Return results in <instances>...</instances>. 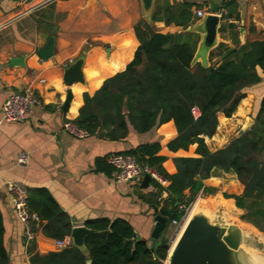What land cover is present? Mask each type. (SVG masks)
Instances as JSON below:
<instances>
[{
  "label": "trees",
  "instance_id": "trees-1",
  "mask_svg": "<svg viewBox=\"0 0 264 264\" xmlns=\"http://www.w3.org/2000/svg\"><path fill=\"white\" fill-rule=\"evenodd\" d=\"M191 7L192 4L183 2L166 17L160 16L156 9L152 23L164 21L166 25L173 23L184 30L193 24ZM236 8L235 0L221 2V20L229 19ZM226 28L231 30L235 25L228 24ZM133 29L139 44L133 59L124 65L130 49L120 60L104 64L109 71L95 74L97 87L103 79L111 77L105 79L93 95L83 94V105L74 122L90 136L122 141L129 127L144 134L172 121L176 137L167 143L168 150L186 151L196 145V157L173 159L174 174L169 175L164 170L165 158L157 156L160 145L156 142L140 144L121 153L135 157L139 164L153 168L167 181L168 185L162 187L152 180L155 193L144 199L150 206L170 212L172 217L153 250L122 219L89 221L85 227L95 233L84 239L86 257L73 245L56 247L58 240L71 234L69 217L47 191L27 190L28 211L37 216L32 223L33 238L26 248L30 264H86L87 260L90 264H164L170 248L166 232L173 227V221L179 222L186 215L199 194L215 193L214 188L203 184L215 171L236 176L243 186L242 193L238 196L223 194V197L233 199L235 206L243 211L241 221L264 232V95L250 130L213 152L204 141V137L210 139L215 135L219 123L226 122L220 116L218 123L219 114L231 118L237 110V117L244 115L249 103L242 100L251 98L246 97L248 88L259 84L264 77V38L248 40L235 48L220 43L215 48V53L221 57L220 64L203 68L199 63L191 65L195 52L190 44L192 33L160 34L142 18ZM224 30L225 26H220L219 32ZM249 32H255L254 26ZM213 56L210 52V61ZM85 74L89 80L87 69ZM83 90L78 84L73 86L72 93L76 96ZM193 107L199 110L197 118L191 114ZM99 163L101 161L97 165ZM0 264H8L1 213Z\"/></svg>",
  "mask_w": 264,
  "mask_h": 264
},
{
  "label": "crops",
  "instance_id": "crops-1",
  "mask_svg": "<svg viewBox=\"0 0 264 264\" xmlns=\"http://www.w3.org/2000/svg\"><path fill=\"white\" fill-rule=\"evenodd\" d=\"M42 1L0 0V213L8 264H30L26 252L29 242L25 240L23 224L17 219L12 197L6 190L9 181L21 183L26 191H47L60 210L69 217L72 229L85 226L93 220L122 219L131 226L139 239L150 244L154 207L144 197L154 194L155 189L151 181L146 187L141 186L142 180L115 183L112 179L113 169L107 158L113 154L126 153L140 144L156 142L160 145L157 156L165 158L162 166L172 175L176 171L173 159L196 157V145L190 146L186 151H169L166 145L176 137L172 121L144 134H138L129 127L128 134L122 141L94 136L76 139L62 130L66 119L75 120L78 116L83 105V94L93 95L103 81L111 77L103 79L97 87L95 74L109 71L104 68V64L120 60L130 49L129 58L124 65L133 59L139 45L133 27L142 18L140 0H56L40 5ZM211 1L154 0L152 14L159 9L160 16L166 17L169 11L186 2L192 4L190 12L193 23H196L199 20L196 11L207 13ZM235 3L236 11L229 19L220 22L225 30L218 32V44L222 43L228 48L241 46L255 38H264V0H235ZM61 7L67 10H62ZM98 10L107 19L94 30L75 31V27H69L66 23L75 12L83 11L91 15ZM129 10L135 19L130 15L125 17ZM219 14H222L221 9ZM228 24L235 25V28H226ZM152 26L160 34L185 33L181 27L173 23L166 25L164 21L152 23ZM251 26L255 28L253 33L249 32ZM51 36L54 38L53 55L41 60L37 53L44 48ZM198 41L199 36L192 33L190 44L195 50ZM212 52L214 56L211 61L208 57L209 66H217L221 57L215 53V49ZM81 55L84 56V84L74 83L70 89L72 92L73 86L81 84L84 90L76 96L72 93L68 110L64 113L60 110L67 89L63 85V75L68 65ZM11 60H21V63L11 64ZM86 69L90 75L89 80L85 74ZM26 88L33 90L40 103L32 108L25 121L5 122L1 110L7 95ZM262 90L264 92V77L259 84L248 88L246 97L251 98L242 101L248 100L249 103ZM247 110L248 108L243 117ZM220 116L226 120L224 124L219 123ZM228 120L230 119L223 114L218 115L219 125L213 136L214 140L221 141L218 133ZM245 120L246 118L240 120V124H234L235 127L240 130ZM206 140L209 138L204 137V141ZM222 147L224 146L212 152ZM19 153L27 154L26 165L16 163ZM203 184L205 187L222 189L234 196L243 191V186L232 173L215 171L214 176L204 180ZM67 242L66 246L73 245L71 238ZM83 252L88 257L86 249Z\"/></svg>",
  "mask_w": 264,
  "mask_h": 264
},
{
  "label": "water",
  "instance_id": "water-1",
  "mask_svg": "<svg viewBox=\"0 0 264 264\" xmlns=\"http://www.w3.org/2000/svg\"><path fill=\"white\" fill-rule=\"evenodd\" d=\"M140 3L142 19L152 25L154 0H140ZM220 4L221 0H212L208 12L184 29L185 33L199 36L191 61L192 66L199 63L203 68L209 67V54L218 46ZM53 51L54 38L51 36L37 55L41 60H46L53 55ZM14 63L20 64L21 60H11V64ZM83 63L84 56L81 55L75 62L70 63L64 72L62 81L67 89L65 100L60 106L64 113L67 112L72 99L71 86L74 83L84 84ZM253 123L252 118H247L235 138L250 130ZM149 181V177L145 176L141 186L146 187ZM196 202L204 204L185 219L168 250L164 264H264V232L232 216L243 214L234 201L216 194L211 199H198ZM153 211L154 226L150 235V250H153L172 217L170 212L158 207H154ZM94 233L95 231L85 226L74 227L70 234L73 246L83 252L85 237ZM86 264H90V261Z\"/></svg>",
  "mask_w": 264,
  "mask_h": 264
},
{
  "label": "built area",
  "instance_id": "built-area-1",
  "mask_svg": "<svg viewBox=\"0 0 264 264\" xmlns=\"http://www.w3.org/2000/svg\"><path fill=\"white\" fill-rule=\"evenodd\" d=\"M22 1L25 0H14ZM56 0H43L40 5L55 2ZM229 0H221L227 2ZM196 16L201 18L203 15L202 10L196 11ZM40 103L39 98L34 94L33 90L26 88L21 92L9 93L2 105V119L5 122H23L25 121L32 108ZM191 114L194 118L199 116V110L196 107L191 108ZM62 130L69 136L76 139H84L89 137V133L80 128L72 119H66L62 125ZM108 164L112 167V179L115 183H130L132 181H141L145 176H148L150 181L157 182L160 186L166 187L167 181L160 176L153 168L147 165H141L137 162L135 157L128 154H113L107 158ZM18 165H26L28 163V156L26 153H19L16 157ZM6 190L12 197L13 208L17 219L23 224L24 236L26 242H30L33 238L32 223L36 222V214L30 213L26 204V189L17 181H9L6 184ZM186 215L179 221H173L172 225L176 230H180ZM70 236L58 240L56 246L62 248L66 246Z\"/></svg>",
  "mask_w": 264,
  "mask_h": 264
},
{
  "label": "rangeland",
  "instance_id": "rangeland-1",
  "mask_svg": "<svg viewBox=\"0 0 264 264\" xmlns=\"http://www.w3.org/2000/svg\"><path fill=\"white\" fill-rule=\"evenodd\" d=\"M60 9L67 10V8H64V7H61ZM129 15H130V17L132 16V19H135V17L133 16L132 11H130V10L128 11V14L125 17H128ZM106 19H107L106 16L104 14H102L99 10L96 11L95 13L91 14V15L88 14V13H85L83 11H79L78 13L75 12L74 14H72L70 16V19L67 20L66 23L69 24V27H72V26L75 27L76 28L75 31L78 30V29L79 30H83V29L94 30L96 27H98L97 25H99L102 22H105ZM124 20H126V19L124 18ZM69 30L73 31L72 29H69ZM263 95H264V92L262 90L260 93H258V95H256L254 98L251 99V101L249 102L248 110H247V113L245 114V117H243V116L242 117H240V116L237 117L235 114H233L232 117L229 118L230 120H228V122L226 123V126L222 127L220 133H218L219 134V138L221 139L220 142L214 140V137H212L211 139L205 141V143H206V145H207V147L209 148L210 151H212L214 149H217L218 147L227 145L232 139H234L238 135L239 129L236 128L234 124H240V120H244V118H246V119L247 118H252L254 120V118L256 117V114L258 112V109H259L260 99L262 98ZM216 132H217V130H216ZM224 136H225V138H224ZM214 144H215V146H214ZM220 192L223 193V194H227V193L223 192L222 189H215V193L212 194V195L199 194L197 196V198L195 199V201L188 208V211L190 210L192 205L198 199H211L216 194H221ZM232 216L234 218H237L238 220H240V216L239 215H233L232 214ZM178 232L179 231L176 230L172 226H170L168 231L166 232V234H167V236L169 238L170 246L172 245L173 241L175 240Z\"/></svg>",
  "mask_w": 264,
  "mask_h": 264
},
{
  "label": "bare ground",
  "instance_id": "bare-ground-1",
  "mask_svg": "<svg viewBox=\"0 0 264 264\" xmlns=\"http://www.w3.org/2000/svg\"><path fill=\"white\" fill-rule=\"evenodd\" d=\"M202 204H204L203 202H195L192 207L190 208V210L188 211L187 217L188 218L194 211H196L197 208H199L200 206H202Z\"/></svg>",
  "mask_w": 264,
  "mask_h": 264
}]
</instances>
